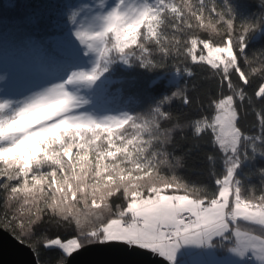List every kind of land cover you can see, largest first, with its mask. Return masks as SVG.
I'll return each mask as SVG.
<instances>
[{"label":"snow or ice","instance_id":"6c2138e0","mask_svg":"<svg viewBox=\"0 0 264 264\" xmlns=\"http://www.w3.org/2000/svg\"><path fill=\"white\" fill-rule=\"evenodd\" d=\"M0 31V232L32 264L120 245L264 264V0H66Z\"/></svg>","mask_w":264,"mask_h":264},{"label":"trees","instance_id":"16d2710c","mask_svg":"<svg viewBox=\"0 0 264 264\" xmlns=\"http://www.w3.org/2000/svg\"><path fill=\"white\" fill-rule=\"evenodd\" d=\"M66 0H0V31L4 40L19 45L27 37L43 39L55 30ZM251 5V0H240ZM254 47L264 46V36L254 39Z\"/></svg>","mask_w":264,"mask_h":264},{"label":"water","instance_id":"95a60500","mask_svg":"<svg viewBox=\"0 0 264 264\" xmlns=\"http://www.w3.org/2000/svg\"><path fill=\"white\" fill-rule=\"evenodd\" d=\"M0 264H32V256L7 233L0 232ZM71 264H167L160 258L120 245L96 246L72 258Z\"/></svg>","mask_w":264,"mask_h":264},{"label":"rangeland","instance_id":"374dc122","mask_svg":"<svg viewBox=\"0 0 264 264\" xmlns=\"http://www.w3.org/2000/svg\"><path fill=\"white\" fill-rule=\"evenodd\" d=\"M183 259H184V258H183V257H181V264H183Z\"/></svg>","mask_w":264,"mask_h":264}]
</instances>
